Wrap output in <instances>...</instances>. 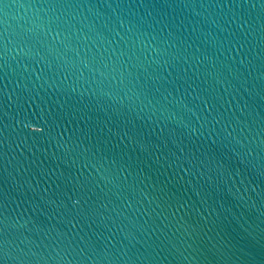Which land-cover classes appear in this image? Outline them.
<instances>
[{"label":"water","instance_id":"95a60500","mask_svg":"<svg viewBox=\"0 0 264 264\" xmlns=\"http://www.w3.org/2000/svg\"><path fill=\"white\" fill-rule=\"evenodd\" d=\"M0 264H264V0H0Z\"/></svg>","mask_w":264,"mask_h":264}]
</instances>
